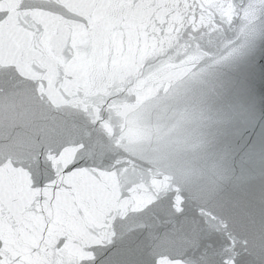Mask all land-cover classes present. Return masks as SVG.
<instances>
[{"label": "water", "instance_id": "water-1", "mask_svg": "<svg viewBox=\"0 0 264 264\" xmlns=\"http://www.w3.org/2000/svg\"><path fill=\"white\" fill-rule=\"evenodd\" d=\"M0 264H264V0H0Z\"/></svg>", "mask_w": 264, "mask_h": 264}]
</instances>
